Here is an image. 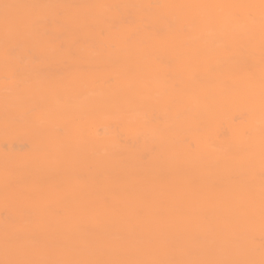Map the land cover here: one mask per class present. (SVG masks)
Instances as JSON below:
<instances>
[{"label":"bare ground","instance_id":"1","mask_svg":"<svg viewBox=\"0 0 264 264\" xmlns=\"http://www.w3.org/2000/svg\"><path fill=\"white\" fill-rule=\"evenodd\" d=\"M88 256L264 264V0H0V264Z\"/></svg>","mask_w":264,"mask_h":264},{"label":"rangeland","instance_id":"2","mask_svg":"<svg viewBox=\"0 0 264 264\" xmlns=\"http://www.w3.org/2000/svg\"><path fill=\"white\" fill-rule=\"evenodd\" d=\"M37 1L38 0H24V3L25 4H27V5H29V6H34L36 3H37ZM216 20V19H215ZM216 21H218V20H216ZM223 21V20H222ZM19 37V33H12V34H10L7 38H8V40H14V39H17ZM47 59H45V58H43L42 60H40V62H45ZM11 63L10 62H7L6 63V65L5 66H8V65H10ZM27 78L24 76V78H22V77H19V79H18V81L20 82V83H22L23 84V86H21L20 87V89H19V91H18V94L21 96L22 94H25V93H28V92H31L32 90L28 87V86H26L27 85V80H26ZM69 80H67L66 82H68ZM169 93V92H168ZM168 93H166L165 95H167ZM237 102H239V101H237ZM54 173H55V171H48L47 172V174L45 175L46 177H52L53 175H54ZM113 173H114V169L113 168H106V169H104V170H102V175L103 176H108L107 178H109V177H111L112 175H113ZM41 183V182H40ZM158 184L155 186V188H153V191L155 192L158 188ZM125 196H120V197H118V199H117V201H118V203H124L125 202V198H124ZM27 199V197L26 198H24V199H22L21 201H20V203L19 204H23L24 202H25V200ZM120 205V204H119ZM160 221H165V219H161ZM193 222L192 223H194L195 222V220H192ZM34 250V247H31L29 250H28V253H31L32 251ZM88 260H86L85 262H84V264H90V261H91V256H88ZM56 259H58V258H56ZM23 262V261H22ZM21 261L20 262H18V264H21L22 263Z\"/></svg>","mask_w":264,"mask_h":264}]
</instances>
